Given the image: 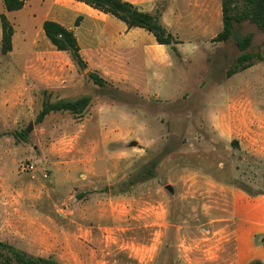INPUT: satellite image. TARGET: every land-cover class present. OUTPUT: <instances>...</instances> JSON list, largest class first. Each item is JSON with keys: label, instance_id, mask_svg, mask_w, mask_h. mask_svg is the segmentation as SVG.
<instances>
[{"label": "rangeland", "instance_id": "obj_1", "mask_svg": "<svg viewBox=\"0 0 264 264\" xmlns=\"http://www.w3.org/2000/svg\"><path fill=\"white\" fill-rule=\"evenodd\" d=\"M146 1L165 5L179 42L157 46L154 63L104 39L92 47L83 33L104 22L82 2L9 11L0 0L15 29L2 52L0 20V239L63 264H264V230L250 224L264 212L247 200L264 197V60L228 75L241 51L214 40L221 0ZM81 14L87 68L43 29ZM241 32L264 39L254 24ZM90 69L119 89L99 90ZM83 94L94 97L83 116L37 123L44 100ZM151 161L155 175L132 182Z\"/></svg>", "mask_w": 264, "mask_h": 264}, {"label": "trees", "instance_id": "obj_2", "mask_svg": "<svg viewBox=\"0 0 264 264\" xmlns=\"http://www.w3.org/2000/svg\"><path fill=\"white\" fill-rule=\"evenodd\" d=\"M83 2L103 13L111 14L125 22L129 28L141 27L152 33L159 44L175 47L178 40L168 30L162 21L165 5L158 6L153 12L140 9L129 0H77ZM223 28L215 36V41L228 42L234 40L241 53L236 57V62L229 68L228 75L245 70L254 64L264 60V39L257 46H253V32L242 34L241 26L244 23L254 24L259 32L264 33V0H221ZM4 6L9 11L20 10L25 5V0H3ZM82 16H78L75 23L80 24ZM2 26L1 50L7 53L12 50L15 29L9 18L2 13L0 15ZM45 35L57 50L67 51L75 65L87 68L88 64L81 54V47L73 29L62 23L45 19L43 21ZM88 79L93 82L99 90L111 86L116 89V83L102 75L99 71L90 69L87 73ZM46 92V91H45ZM102 92V91H101ZM50 94V91L48 92ZM94 97L91 94H83L74 99H46L37 114V123L54 112H68L75 116H83ZM26 133V132H25ZM156 162L143 166L138 171L132 182L145 181L155 174ZM0 264H63L53 257H43L29 254L12 244L0 239Z\"/></svg>", "mask_w": 264, "mask_h": 264}, {"label": "crops", "instance_id": "obj_3", "mask_svg": "<svg viewBox=\"0 0 264 264\" xmlns=\"http://www.w3.org/2000/svg\"><path fill=\"white\" fill-rule=\"evenodd\" d=\"M131 2H133L134 4H136L140 9L145 10V11H150L153 12L154 11V7H155V3H151L150 1H139V0H130ZM77 11L78 9H82V10H87L89 13H91L93 16H95V18L98 19H102V21L104 22V25H92L91 27H89L87 33H83L84 38L91 40V41H95V43H92V47L99 45L97 43V41L99 42L101 39H104V45L110 46L111 48L114 47V49L116 50H124V51H131L132 53H147L149 54L150 60L152 63L154 62H158L157 59L154 58V51L156 50V48H158L157 46H165L164 44H159L154 35L150 32H148L147 30H145L144 28L141 27H132L129 28L127 26V24L123 21L120 22L116 21L115 19H113L110 16H113L111 14H106L103 13L97 9L92 8L91 6L85 4L82 2V6L81 5H77L76 6ZM80 13V12H79ZM80 16V15H78ZM81 16H83V14H81ZM165 15L162 16V18H164ZM115 17V16H114ZM83 18V17H82ZM56 20L60 23H62L63 25H65L68 28H71L74 30L75 34H77V28H80L81 26V22L79 25H76V23L71 24L69 22H66L65 20H63L62 18H56L53 19ZM83 20V19H82ZM166 25V27L170 28L171 25L168 23H164ZM86 35V36H85ZM153 35V36H151ZM176 37V36H175ZM176 39H178L176 37ZM79 41V40H78ZM79 45L81 47V54L83 55V45L81 43V40L79 41ZM195 45V44H194ZM93 70H97V69H93ZM99 71L102 75L105 76V74H103L100 70ZM107 77V76H105ZM109 78V77H107ZM115 77L112 76V78L110 77V80L113 81ZM75 82V81H74ZM63 88H66V85H63ZM59 99H66V98H59ZM248 200V207L252 208L249 209V212H255V210L257 209L258 211H263L264 212V197L260 198H250L247 199ZM264 216L261 219L260 222H254L253 220L251 221V225H259V229H263L264 228L262 226H264ZM262 222V223H261ZM261 226V227H260ZM256 229V227H255Z\"/></svg>", "mask_w": 264, "mask_h": 264}]
</instances>
